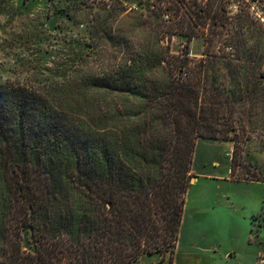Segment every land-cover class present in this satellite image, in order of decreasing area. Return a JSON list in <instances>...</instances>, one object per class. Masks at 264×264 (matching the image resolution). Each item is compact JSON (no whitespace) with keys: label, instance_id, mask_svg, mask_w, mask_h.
I'll use <instances>...</instances> for the list:
<instances>
[{"label":"trees","instance_id":"1","mask_svg":"<svg viewBox=\"0 0 264 264\" xmlns=\"http://www.w3.org/2000/svg\"><path fill=\"white\" fill-rule=\"evenodd\" d=\"M188 10L189 39L219 17ZM227 32L233 57L165 54L166 83L145 90L140 124L92 126L58 96L0 83V264H134L166 254L172 264L197 141L233 142L234 175L239 144L264 127V30L252 45ZM100 81L133 93L129 80Z\"/></svg>","mask_w":264,"mask_h":264},{"label":"rangeland","instance_id":"2","mask_svg":"<svg viewBox=\"0 0 264 264\" xmlns=\"http://www.w3.org/2000/svg\"><path fill=\"white\" fill-rule=\"evenodd\" d=\"M169 1L0 0V83L58 96L92 126L140 124L145 90L166 83L165 54L199 60L209 48L233 57L229 26L240 32V45L254 44L264 30V0ZM168 9L179 18L170 21ZM188 9L219 17L189 39L182 23ZM98 78L113 87L129 80L133 93L98 87ZM101 113L106 122L97 121ZM252 135L239 144L234 175L233 142L197 141L172 264H264V127ZM4 185L0 171V191ZM169 260L144 255L134 264Z\"/></svg>","mask_w":264,"mask_h":264}]
</instances>
